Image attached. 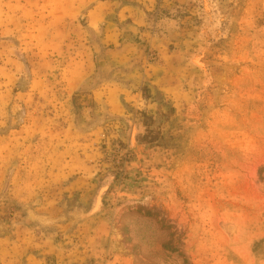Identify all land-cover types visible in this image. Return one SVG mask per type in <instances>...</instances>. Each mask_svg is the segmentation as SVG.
Listing matches in <instances>:
<instances>
[{
	"label": "rangeland",
	"instance_id": "obj_1",
	"mask_svg": "<svg viewBox=\"0 0 264 264\" xmlns=\"http://www.w3.org/2000/svg\"><path fill=\"white\" fill-rule=\"evenodd\" d=\"M0 264H264V0H0Z\"/></svg>",
	"mask_w": 264,
	"mask_h": 264
}]
</instances>
